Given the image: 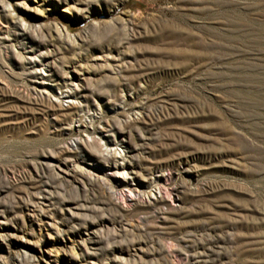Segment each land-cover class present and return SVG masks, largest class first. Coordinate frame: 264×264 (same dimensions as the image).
Returning a JSON list of instances; mask_svg holds the SVG:
<instances>
[{"label":"rangeland","instance_id":"1","mask_svg":"<svg viewBox=\"0 0 264 264\" xmlns=\"http://www.w3.org/2000/svg\"><path fill=\"white\" fill-rule=\"evenodd\" d=\"M0 264H264V0H0Z\"/></svg>","mask_w":264,"mask_h":264}]
</instances>
